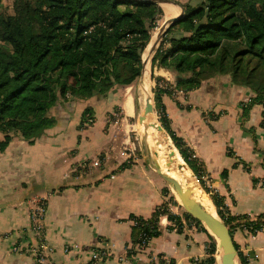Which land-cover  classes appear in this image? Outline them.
<instances>
[{"label": "crops", "instance_id": "0c3cea01", "mask_svg": "<svg viewBox=\"0 0 264 264\" xmlns=\"http://www.w3.org/2000/svg\"><path fill=\"white\" fill-rule=\"evenodd\" d=\"M193 1L192 6L197 3ZM172 2L176 14L168 16L161 10L159 22H164V14L168 21L181 13V4ZM153 57L146 62L148 97L155 87L152 75L173 86L176 80L172 68H152ZM135 84L141 94L137 109ZM253 97L228 76L205 79L187 94L162 97L171 129L204 165L202 181L211 190L209 195L222 198L227 216L251 219L264 214V98L252 103ZM242 103L249 104L247 116ZM142 105L143 90L137 79L106 98L58 104L50 111L55 126L32 145L0 133V142L8 140L0 152V264H35L27 248L34 245L28 228L30 203L36 198L46 201L44 241L52 248L54 264H88L97 250L109 253L100 264H191L207 257L208 236L215 240L209 231L207 235L185 224L179 233L166 217L160 218V235L145 249L128 255L134 247L131 218L150 219L166 200L163 180L132 143L131 134H140L139 126L145 135L144 119L142 123L138 119ZM86 108L92 122L81 126ZM232 241L236 264L239 255L247 264H264V230L254 236L236 230ZM15 246L20 253H13ZM217 255L218 248L215 264Z\"/></svg>", "mask_w": 264, "mask_h": 264}, {"label": "trees", "instance_id": "16d2710c", "mask_svg": "<svg viewBox=\"0 0 264 264\" xmlns=\"http://www.w3.org/2000/svg\"><path fill=\"white\" fill-rule=\"evenodd\" d=\"M182 7L184 16L169 28L151 63L152 68H172L176 80L173 86L152 75L153 102L162 129L209 194L202 181L204 165L171 129L162 97L187 94L205 79L228 76L234 85L250 90L254 95L250 102L261 101L264 0H202L197 6ZM161 19L159 6L137 0H12V11L0 15V133L32 145L55 126L50 111L58 104L106 98L114 89L132 86L140 76L142 51ZM242 106L247 116L249 104ZM88 119L92 117L86 108L81 126ZM7 145L8 140L1 141L0 152ZM227 173L222 172V179ZM168 191L165 187L166 200L150 219L131 218L132 242L140 250L160 235L161 217L179 233L183 225L193 224L208 235ZM209 196L231 238L242 228L252 236L264 230V214L253 219L227 216L222 198ZM208 237L207 257L191 264H215L217 244ZM238 260L247 264L241 255Z\"/></svg>", "mask_w": 264, "mask_h": 264}, {"label": "water", "instance_id": "95a60500", "mask_svg": "<svg viewBox=\"0 0 264 264\" xmlns=\"http://www.w3.org/2000/svg\"><path fill=\"white\" fill-rule=\"evenodd\" d=\"M142 2H148L151 4H155L160 7L161 4L168 3L172 6H176L175 3H173L170 0H137ZM184 16V11H182L177 17L172 18L171 20L165 22V24L159 29V31L155 34V36H150L147 45L145 46L144 50L141 54V71L140 76L138 78L139 85L143 90V105H142V114L138 117L140 123H142V120L144 119L145 114L149 112L150 108V100L148 97V94L143 87L144 82V75L146 71V59L153 54L155 55L156 51L158 50L164 36L166 35L169 28L179 19H181ZM161 126V125H160ZM142 150L145 154L146 160L149 163L150 168L152 171L161 179L165 184L168 186H172L175 189H177L180 193L184 194L191 200H193L194 208L196 210V214L189 212L187 210H184L186 213L191 215L194 219H196L198 222H200L205 230L208 232L210 230L215 236L218 238L220 243V248L222 249L225 257V264H236V258H237V252L234 248L232 238L229 235V231L224 225V223L218 218L217 220L213 219L211 216L207 215L200 205L191 198V193L189 190L184 189L177 181L174 179L168 177L166 174H162L158 168H155L150 164V149L148 145L147 136L145 135L143 142H142ZM216 243V242H215ZM218 248V247H217Z\"/></svg>", "mask_w": 264, "mask_h": 264}, {"label": "bare ground", "instance_id": "6f19581e", "mask_svg": "<svg viewBox=\"0 0 264 264\" xmlns=\"http://www.w3.org/2000/svg\"><path fill=\"white\" fill-rule=\"evenodd\" d=\"M161 5H162L161 7H163V10H165L164 12H167L168 16L176 14L175 9H173L172 6H170V4L165 3V4H161ZM149 60H150V58L148 57L146 59L147 64H148ZM147 79H148V76H146V73H145V75H144V82H145V86H146L145 89L147 88ZM149 100H150V108H149V112L147 114H145V116H144L143 133H145V135L147 136V140L149 143V149H150V154H151L150 164L152 166H154L152 164V161H151V157H152V160L154 161L155 166L157 165L156 167L154 166L155 168H158V170L162 174H166L168 177L177 181L184 189L189 190L191 193V198L194 199L198 203V205H200L202 210L205 213H207V215H209L213 219L217 220L218 217L215 214L214 208H213L210 200L201 191V189L199 188L198 184L193 179V177H189L188 179L183 178L177 172L175 165H173L171 163V160L169 159L168 155L166 154V151H165L166 150V144H165V141H164L162 135L160 134V132L158 130V124L156 123V121L152 117L153 110H152V100L150 99V96H149ZM150 117H152L151 120H150ZM160 130L162 131V128H160ZM145 135H144V137H145ZM169 189L172 192L176 201L185 210L196 214V210H195L194 204L192 202L193 200H191L190 198H188L184 194L180 193L177 189H175L172 186H169ZM208 231L215 237V242H217V244H218L217 247L220 246L219 240L215 236V234H213L210 230H208ZM222 253H223V251H222ZM219 256L220 255L218 253L217 259H219ZM222 264H225L224 253L222 256Z\"/></svg>", "mask_w": 264, "mask_h": 264}, {"label": "rangeland", "instance_id": "374dc122", "mask_svg": "<svg viewBox=\"0 0 264 264\" xmlns=\"http://www.w3.org/2000/svg\"><path fill=\"white\" fill-rule=\"evenodd\" d=\"M176 2H178L179 4H190V2H194L193 0H174ZM202 0H197V3L194 4V6H197ZM179 5V7L181 8V12L183 11V8L182 6ZM162 5H160V8L161 10H163V7H161ZM12 11V0H2L1 2V5H0V15L4 14V13H10ZM163 12V11H162ZM164 14V13H163ZM166 22V16L164 14V22H158L157 24V27L150 33V36H155V34L159 31V29L164 25V23ZM151 77V75H150ZM153 81V80H152ZM133 95H134V102H135V107L137 109V103H138V97L141 95L139 90L137 89L136 87V84H135V87H133ZM150 99L152 100V110H153V113H152V117L154 118V120L156 121L157 124L160 125L159 121H158V118H157V115H156V111H155V108H154V102H153V89H152V94H150ZM150 117V120L151 118ZM134 122H136V120L134 119L133 120ZM158 125V130L160 132V134L162 135L163 132L160 130V127ZM149 127V126H148ZM162 128V127H161ZM139 133L135 134L134 132L131 134V138H132V143L134 145V147L139 151V157L141 159H143L144 161V158H143V150H142V141H143V138H144V135H142V129L141 127L139 126ZM162 132V133H161ZM166 133V132H165ZM139 137H138V136ZM166 136V139L164 138V136L162 135L164 141H165V144H166V152L168 154V156L170 157V160H171V163L174 164V161H176L177 163V167H176V170L177 172L182 175L183 177H193V179L196 181V183L198 184L199 188L201 189V191L208 197V199L210 200V196L209 194H207L202 186L200 185V183L198 182V180L192 175V173L190 172V170L188 169V167L185 165V163L183 162L182 158L180 157L179 153L177 152L176 148L173 146V144L171 145V143L169 141H171L169 139V137L165 134ZM149 145V143H148ZM152 162L154 163V161L152 160ZM164 186L169 190V196L170 197H173V194L172 192L170 191L169 189V186L167 184L164 183ZM211 191L210 189H208V192ZM174 200L176 201V199L174 198ZM177 202V201H176ZM211 202V200H210ZM178 206H180V208L183 210L184 208L177 202ZM212 204V202H211ZM213 206V204H212ZM214 208V211H215V214H216V209L215 207L213 206ZM174 209V212H177L176 208H173ZM185 210V209H184ZM217 216V214H216ZM218 217V216H217ZM219 218V217H218ZM220 219V218H219ZM214 240V239H213ZM215 241V240H214ZM217 244V242H216ZM218 245V244H217ZM218 253H219V259H217V263L218 264H222V256H223V253H222V249L220 248V246H218ZM221 262V263H220Z\"/></svg>", "mask_w": 264, "mask_h": 264}, {"label": "built area", "instance_id": "2783aa9c", "mask_svg": "<svg viewBox=\"0 0 264 264\" xmlns=\"http://www.w3.org/2000/svg\"><path fill=\"white\" fill-rule=\"evenodd\" d=\"M92 121L88 119L86 123L90 124ZM31 208L29 212V228L28 232L32 235L34 245H29L27 251L33 256L35 264H54L52 256V248L44 241V226L43 222L46 215V201L41 198L33 199L30 203ZM134 224V223H133ZM242 230L246 231L245 228ZM262 232V231H261ZM256 233V231H255ZM133 251H140V248L136 245L132 247ZM13 253H20V248L15 246ZM109 257L107 251L97 250L91 254V258L88 264H100L103 260Z\"/></svg>", "mask_w": 264, "mask_h": 264}]
</instances>
